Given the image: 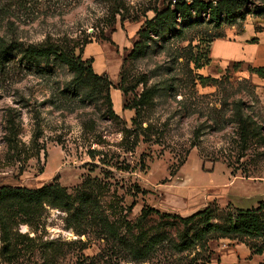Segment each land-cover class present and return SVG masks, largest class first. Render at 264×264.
Here are the masks:
<instances>
[{
	"label": "rangeland",
	"instance_id": "374dc122",
	"mask_svg": "<svg viewBox=\"0 0 264 264\" xmlns=\"http://www.w3.org/2000/svg\"><path fill=\"white\" fill-rule=\"evenodd\" d=\"M193 1L0 0V187L57 184L72 204L19 214L0 264H204L239 245L227 215L264 206V79L246 63L195 60L215 40L264 31V0L222 5L218 23L192 8L140 39L157 12ZM43 43L91 61L100 80L24 56ZM245 45L221 50L235 61L251 56ZM241 120L257 132L243 154ZM145 207L159 214L142 218Z\"/></svg>",
	"mask_w": 264,
	"mask_h": 264
},
{
	"label": "trees",
	"instance_id": "16d2710c",
	"mask_svg": "<svg viewBox=\"0 0 264 264\" xmlns=\"http://www.w3.org/2000/svg\"><path fill=\"white\" fill-rule=\"evenodd\" d=\"M237 0H219L215 6L213 5H203L202 3L197 2L194 0L191 5H174V8L171 9L167 7L162 12H157L153 19V23H146V29L138 33L140 39L144 38L146 35L147 27H162L170 23L173 19L176 18L177 15L181 13L187 12L189 9L198 8L200 10H206L209 8L212 11V15L216 22L218 23V13L219 8L222 5H230L235 3ZM264 15V11L260 13ZM251 43H255L256 39H252ZM140 44V42H139ZM136 45L132 52L130 53V57L135 58L139 57L138 53H136ZM207 50V54L209 51L208 56L206 57V53L203 55V61H200L199 58L195 60L196 69H202L207 67L211 64L210 59V47H205ZM24 56L30 59L35 58H45L48 59L50 57L58 60L59 62L63 63L70 72L76 75V80H81L84 77L92 79L94 82L100 80V78L95 75L92 71L90 64L91 61H82L79 57H74L73 52L68 50L67 47L62 48L54 46L50 43H43L39 45H29L23 48ZM141 54V53H140ZM242 66L241 63H234L233 69L236 70L237 67ZM251 74L256 75L260 79H264V67H247L246 68ZM201 82H205L207 79L204 77H199ZM108 104L110 107V114H113L111 111V100L110 97H107ZM251 128V131H249ZM254 127H250L247 123L243 120L239 121V144H240V152L243 154L248 145L251 137H256L257 132H254ZM253 133L254 136L250 135ZM199 132L195 131L194 133V141L198 138ZM192 147H195V142L191 144ZM243 156V155H241ZM83 202V206L81 205L78 207L73 216L82 215L84 212V204L88 202V198H85ZM42 204H47L49 206L55 208H61L65 211L72 210V204L69 202V199L65 193V191L60 188L57 184H50L44 187H41L36 190H30L26 188L20 187H9V186H2L0 187V242L3 245L2 249L6 250L8 246L11 244L10 241V227L17 225L19 221H16L19 214H35L36 209ZM159 214L158 211L145 207L142 210V218L148 216L149 214ZM238 215L233 217L231 214L227 215L228 220V229L227 233L235 236L238 238V241L241 243H245L249 249L251 250L252 254L261 255L264 253V206L262 203H258V207L255 209H247V210H238ZM168 216V215H165ZM207 216V210L199 211L197 213L192 214L191 216L180 219L184 225H188L192 223L196 218H202ZM21 222V221H20ZM208 224V220H206ZM205 232H213L219 231L213 225H207ZM249 241H246V240ZM260 239L262 240L261 243L256 242L255 240ZM255 241V242H254ZM210 254L208 256L207 261L204 264H208L210 260Z\"/></svg>",
	"mask_w": 264,
	"mask_h": 264
},
{
	"label": "crops",
	"instance_id": "0c3cea01",
	"mask_svg": "<svg viewBox=\"0 0 264 264\" xmlns=\"http://www.w3.org/2000/svg\"><path fill=\"white\" fill-rule=\"evenodd\" d=\"M248 31V36H243L245 32ZM252 39H256L255 43H251L250 41ZM252 45L251 50L252 54L250 57H238L233 60H229L226 56V54L222 53L221 49H225L228 46H234L241 50V53H243L244 49H246V45ZM216 46L218 49H216ZM212 54V57H211ZM210 59H211V65L214 63H241L242 66L246 63L245 66L247 67H264V31H255L254 29H246L243 33L237 34L234 41H228L224 39H218L215 40L210 47ZM239 59H243L240 61H236ZM113 92H116L113 90ZM116 94V93H115ZM239 245H236L233 248L232 252L226 253L222 257L218 258H211L208 264H221L223 261H229L231 264H248L249 261H253L254 259H257L258 262H255L254 264H264V253L261 255H255L252 254L251 250L245 243H238Z\"/></svg>",
	"mask_w": 264,
	"mask_h": 264
}]
</instances>
